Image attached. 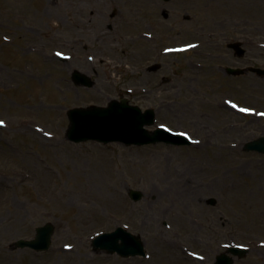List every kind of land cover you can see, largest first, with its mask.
<instances>
[{"label":"rangeland","instance_id":"obj_1","mask_svg":"<svg viewBox=\"0 0 264 264\" xmlns=\"http://www.w3.org/2000/svg\"><path fill=\"white\" fill-rule=\"evenodd\" d=\"M68 1L0 0V264H213L233 245L251 248L234 264H264V155L246 150L264 136L251 102L264 93L255 71L264 70V0H73L92 10L85 14ZM74 15L92 31L81 32ZM111 42L117 48L106 51ZM237 42L245 60L228 47ZM245 64L254 71H225ZM90 89L102 99L91 102ZM226 92L228 110L216 109ZM121 99L154 110L149 132L165 127L191 145L69 141L71 109ZM36 106L39 134L22 125ZM227 162L235 165L222 169ZM117 190L127 207L108 216ZM46 224L48 251L16 246ZM118 227L141 237L146 257L93 249L96 235Z\"/></svg>","mask_w":264,"mask_h":264},{"label":"water","instance_id":"obj_2","mask_svg":"<svg viewBox=\"0 0 264 264\" xmlns=\"http://www.w3.org/2000/svg\"><path fill=\"white\" fill-rule=\"evenodd\" d=\"M170 1V0H164ZM164 16L167 18L168 13ZM234 49L237 47L232 46ZM237 50V49H236ZM241 54V52H240ZM157 67L152 68L155 70ZM234 73L235 70L230 69ZM78 82V75L74 76ZM92 83L87 80L84 85L90 86ZM153 110H148L142 114L138 107H131L127 100L121 103L112 102L108 108L93 107L90 109H76L69 113L71 123L68 129V138L73 142L79 143L95 140L103 143L122 142L127 145H148L156 143L173 144L177 146L188 145L190 141L182 135L172 134L166 130L159 129L156 132H149L146 126L152 125L155 120ZM248 150H264V139L251 142L247 146ZM130 196L139 200L142 196L140 192L131 191ZM215 204L214 200H211ZM54 228L47 224L36 230V237L30 241L19 240L17 247L32 248V250L45 251L51 245V237ZM94 250L106 251L109 254H118L122 257L145 256L144 243L142 239L135 236L123 228H117L113 233L99 235L93 241ZM230 253L235 257H243L247 250L241 248H231ZM234 259L227 254L217 258L216 264H233Z\"/></svg>","mask_w":264,"mask_h":264},{"label":"bare ground","instance_id":"obj_3","mask_svg":"<svg viewBox=\"0 0 264 264\" xmlns=\"http://www.w3.org/2000/svg\"><path fill=\"white\" fill-rule=\"evenodd\" d=\"M141 1V0H140ZM228 3H231L232 5H234V6H236L237 5V3L233 0V2L232 1H230V2H228ZM228 3H226L225 4V9H226V11H225V13H226V15H227V18H229L230 20H235L236 22H237V20H239V17H237L236 15H235V12H236V10H235V8H234V10L233 11H231V8L229 7V6H226ZM67 10L68 9H70L72 12H74V13H86V12H92V10L91 9H89V11H87V10H85L84 11V7L83 6H81V5H79V4H77V2H75V1H73V0H70V1H68L67 2ZM263 12H264V9H263ZM263 15H264V13H263ZM72 20H74V22L76 21V20H79V19H77V18H75V15L74 16H72ZM77 27H79V30L81 31V32H84L85 31V33L87 32V31H92V28H90L89 27V25L88 26H86L85 24H84V22L83 21H81V20H79V22L78 23H76L75 24ZM242 25H244V24H241L240 26H239V28H243V26ZM95 30V29H94ZM95 32H96V30H95ZM75 42H76V40H75ZM178 45H176V47H177ZM201 46V43H195L194 44V48H198V47H200ZM117 48V45L115 44V43H113V42H111V43H107L106 45H104V49L106 50V51H109V52H111V51H114L115 49ZM261 48H262V50L264 51V45H262L261 46ZM173 48H171V50H172ZM170 50V51H171ZM83 66V65H82ZM81 66V67H82ZM142 83V82H141ZM141 83H135V84H133L134 86H137V87H139V86H141V85H143V84H141ZM58 84L60 85L61 84V82H58ZM64 85H60L61 87L63 86L65 89H68V91L70 90L69 88H70V85H69V83H63ZM96 87H101V88H106V87H110V84L108 83V82H101V83H97V85H96ZM92 91V89H90L89 90V93ZM218 96H219V100H217V102H216V105L214 106L216 109H218V110H220V109H224V110H228V107H227V100H228V96H229V94L226 92L225 94H222V93H218L217 94ZM91 97H95V98H91V99H93L91 102H98V100L99 99H102L101 98V96H98V94L97 93H95V92H91ZM220 97H222V98H220ZM252 104H253V106H254V110L252 111V112H254L255 113V115H257L259 112H264V98L263 99H253L252 101ZM256 106V107H255ZM230 108V107H229ZM37 110H39V107L38 106H36V107H34L32 110L30 109V110H25L24 112H22V113H25L26 114V116L27 117H29V119H27V120H24L23 122H22V125L26 128V130H30V131H32V132H34V133H37V134H39V132H41V130H39L38 128H37V126H38V124L40 123V121L39 120H37V119H35V118H31V116H33V115H31V113H36L37 112ZM35 115V114H34ZM58 115V114H57ZM223 132H225V131H227V129H223L222 130ZM39 137H41V136H39ZM43 139V138H42ZM44 141H46L45 139H43ZM46 142H48V141H46ZM61 144L59 143V144H57V146H60ZM228 146V145H227ZM229 147V146H228ZM234 166L235 165V163L234 162H227V163H225V165L222 167V169H226V168H228V166ZM23 177L24 178H27L28 176L27 175H25V173L23 174ZM261 179H263L264 178V174H262V176L260 177ZM260 183H261V181H260ZM88 190H87V188H84L83 189V194H86V192H87ZM262 193L264 194V184H263V186H262ZM93 197H94V195H93ZM94 198H98L97 196L96 197H94ZM108 206H107V213H108V216H110V215H115L116 214V211L117 210H121V209H125L126 207H127V205H126V202H125V199L123 198V196H122V194H121V192L120 191H116L113 195H112V197H111V199H109L108 200ZM184 260L185 261H193V259H191L190 257H186V258H184ZM167 262H168V264H172V260L171 259H167Z\"/></svg>","mask_w":264,"mask_h":264},{"label":"flooded vegetation","instance_id":"obj_4","mask_svg":"<svg viewBox=\"0 0 264 264\" xmlns=\"http://www.w3.org/2000/svg\"><path fill=\"white\" fill-rule=\"evenodd\" d=\"M253 52V51H252ZM233 56H235V57H238L236 54H233ZM248 57L249 55H247V51H246V54H244L242 57H239V58H242V59H244L245 60V57ZM253 56V55H252ZM246 66H244V68H246V71L243 73V74H247L250 70H248V69H250L249 67H247V64H245ZM260 77V76H259ZM260 78H263V77H260ZM264 79V78H263ZM262 88H264V86H262Z\"/></svg>","mask_w":264,"mask_h":264},{"label":"snow or ice","instance_id":"obj_5","mask_svg":"<svg viewBox=\"0 0 264 264\" xmlns=\"http://www.w3.org/2000/svg\"><path fill=\"white\" fill-rule=\"evenodd\" d=\"M0 124H3V121H0Z\"/></svg>","mask_w":264,"mask_h":264}]
</instances>
